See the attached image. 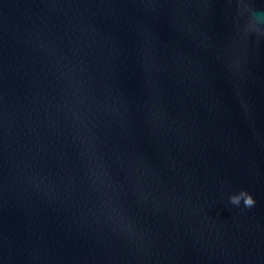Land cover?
I'll use <instances>...</instances> for the list:
<instances>
[{"label":"water","instance_id":"water-1","mask_svg":"<svg viewBox=\"0 0 264 264\" xmlns=\"http://www.w3.org/2000/svg\"><path fill=\"white\" fill-rule=\"evenodd\" d=\"M0 264H264V0H0Z\"/></svg>","mask_w":264,"mask_h":264},{"label":"clouds","instance_id":"clouds-1","mask_svg":"<svg viewBox=\"0 0 264 264\" xmlns=\"http://www.w3.org/2000/svg\"><path fill=\"white\" fill-rule=\"evenodd\" d=\"M241 199L244 202V205L246 207H251L254 205L255 201L251 194H249L246 190H241L238 196H232L230 198L231 202L233 204L239 205L241 202Z\"/></svg>","mask_w":264,"mask_h":264}]
</instances>
